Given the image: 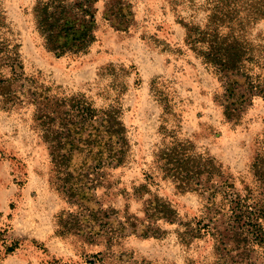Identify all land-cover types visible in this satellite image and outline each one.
I'll return each mask as SVG.
<instances>
[{
  "label": "rangeland",
  "instance_id": "rangeland-1",
  "mask_svg": "<svg viewBox=\"0 0 264 264\" xmlns=\"http://www.w3.org/2000/svg\"><path fill=\"white\" fill-rule=\"evenodd\" d=\"M37 1L3 0L26 72L68 95L85 93L99 108L121 105L132 144L129 163L105 170L96 199L87 206L102 208L100 216L112 223L113 211L143 218L144 202L158 195L172 204L178 219L157 222V236L133 232L112 243L108 235L88 234L82 230L86 225L75 221L83 209L58 190L31 110L9 111L0 104V264H87L93 255L96 264H216L221 252L211 237L181 238L186 225L194 228L212 218L206 196L178 190L153 169L154 152L163 143L162 103L168 100L173 114L167 128L196 153L216 158L237 192L264 199V184L252 171L256 157L264 159V100L254 97L239 123L228 122L217 101L223 84L184 46L179 20L194 17L202 23L206 0H99L96 42L86 53L65 57L49 52L37 31L32 16ZM127 17L130 22L123 23ZM252 36L264 37V21ZM143 185L149 192L140 200L135 190ZM224 221L220 217L217 226L228 236ZM100 224L92 226L103 229ZM251 258L264 264V248Z\"/></svg>",
  "mask_w": 264,
  "mask_h": 264
},
{
  "label": "trees",
  "instance_id": "trees-1",
  "mask_svg": "<svg viewBox=\"0 0 264 264\" xmlns=\"http://www.w3.org/2000/svg\"><path fill=\"white\" fill-rule=\"evenodd\" d=\"M98 1L38 0L32 16L47 50L57 57L86 53L97 40ZM202 11L206 13L202 23L194 17L179 20L185 31L184 46L223 84L224 94L217 98L223 116L228 122L239 123L254 97L264 100V37L252 36L255 27L264 21V0H206ZM106 19L114 23L113 17ZM126 22H130V17L123 23ZM156 95L162 102L161 95ZM0 104L9 111L31 110L34 129L49 151L58 190L87 212L75 219L86 225L82 230L104 238L108 235L113 243L133 232L143 237L157 236L161 229L156 224L161 220L176 223L177 211L158 195L144 202L143 218L113 211L112 223L105 221L110 219L107 215L100 216L102 208L91 210L87 206L96 199L94 192L105 170L123 167L131 159L132 144L121 105L99 108L85 93L68 95L40 77L29 75L3 0ZM162 107L163 143L154 152L153 169L163 179L174 182L180 191L202 192L212 214L208 221L195 223L194 228L186 225L182 240L211 237L216 251L221 252L216 264H257L251 257L264 248V199L252 191L246 195L237 192L232 178L216 158L196 153L190 142L167 128L173 110L168 100ZM252 171L256 180L264 184L263 156L256 157ZM146 188H136L138 199L149 192ZM220 217L225 219L228 236L217 226ZM98 222L103 229L92 226ZM97 257L93 255L87 264H96Z\"/></svg>",
  "mask_w": 264,
  "mask_h": 264
}]
</instances>
